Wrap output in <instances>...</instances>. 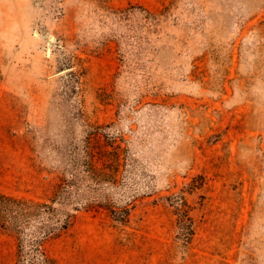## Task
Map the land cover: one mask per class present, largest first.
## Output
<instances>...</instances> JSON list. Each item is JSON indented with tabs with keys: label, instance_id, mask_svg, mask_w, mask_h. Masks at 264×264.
<instances>
[{
	"label": "rangeland",
	"instance_id": "obj_1",
	"mask_svg": "<svg viewBox=\"0 0 264 264\" xmlns=\"http://www.w3.org/2000/svg\"><path fill=\"white\" fill-rule=\"evenodd\" d=\"M129 4L160 13L142 60ZM89 123L137 160L111 195L139 198L128 223L79 212L59 264H264V0H0V192L48 198Z\"/></svg>",
	"mask_w": 264,
	"mask_h": 264
},
{
	"label": "trees",
	"instance_id": "obj_2",
	"mask_svg": "<svg viewBox=\"0 0 264 264\" xmlns=\"http://www.w3.org/2000/svg\"><path fill=\"white\" fill-rule=\"evenodd\" d=\"M160 13L137 4L114 12L120 24L131 18L137 21L134 57L142 60L151 47L149 37H141L139 22L154 24ZM123 25V24H122ZM81 144L69 149L59 166L52 194L45 199L0 192V231L15 242L14 264H59L48 245L65 236L82 210L101 209L116 222L128 223L138 194L127 191L112 196L123 185L124 171L133 174L137 160L122 146L123 137L104 132L103 126L88 124ZM203 181L204 177L200 176ZM192 183L188 191L202 188ZM183 192V191H182ZM169 205L178 217L179 229L193 234L190 206L182 194L172 195Z\"/></svg>",
	"mask_w": 264,
	"mask_h": 264
}]
</instances>
